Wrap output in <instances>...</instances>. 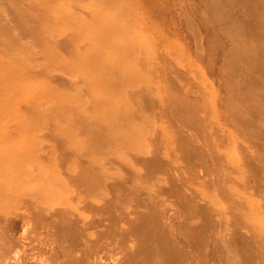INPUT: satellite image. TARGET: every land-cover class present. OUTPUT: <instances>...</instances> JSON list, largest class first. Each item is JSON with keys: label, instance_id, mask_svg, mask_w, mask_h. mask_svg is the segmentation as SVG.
I'll list each match as a JSON object with an SVG mask.
<instances>
[{"label": "rangeland", "instance_id": "374dc122", "mask_svg": "<svg viewBox=\"0 0 264 264\" xmlns=\"http://www.w3.org/2000/svg\"><path fill=\"white\" fill-rule=\"evenodd\" d=\"M0 264H264V0H0Z\"/></svg>", "mask_w": 264, "mask_h": 264}]
</instances>
